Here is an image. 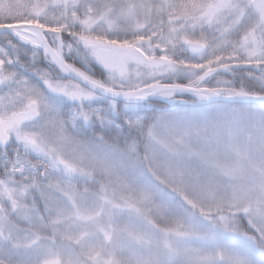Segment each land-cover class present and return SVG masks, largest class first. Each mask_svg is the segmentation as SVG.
<instances>
[{"label": "snow or ice", "instance_id": "obj_1", "mask_svg": "<svg viewBox=\"0 0 264 264\" xmlns=\"http://www.w3.org/2000/svg\"><path fill=\"white\" fill-rule=\"evenodd\" d=\"M0 264H264V0H0Z\"/></svg>", "mask_w": 264, "mask_h": 264}]
</instances>
